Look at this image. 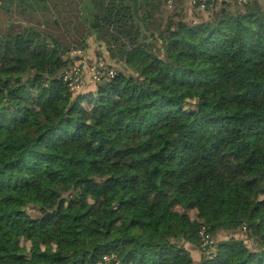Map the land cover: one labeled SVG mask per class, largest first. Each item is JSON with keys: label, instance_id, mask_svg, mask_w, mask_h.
<instances>
[{"label": "trees", "instance_id": "trees-1", "mask_svg": "<svg viewBox=\"0 0 264 264\" xmlns=\"http://www.w3.org/2000/svg\"><path fill=\"white\" fill-rule=\"evenodd\" d=\"M198 7L0 0V264H264V1ZM91 38L131 73L78 94Z\"/></svg>", "mask_w": 264, "mask_h": 264}, {"label": "rangeland", "instance_id": "rangeland-1", "mask_svg": "<svg viewBox=\"0 0 264 264\" xmlns=\"http://www.w3.org/2000/svg\"><path fill=\"white\" fill-rule=\"evenodd\" d=\"M161 1V8L159 11L156 12L155 18L158 20H161L163 25H166L169 21H178L180 19H183L185 21H192V20H198V11H196L191 5L192 0H160ZM264 1V0H263ZM200 16L202 17H208V13L201 11ZM91 48L85 53L82 54L76 53L75 50H72L68 57L74 59V63L78 62L80 59L81 61L87 60L89 64H94L98 61L107 62L111 67L115 68L121 73H125L126 75H129L131 71L123 65L120 61L111 60L108 53L105 51L104 48H98L97 42L95 38L90 39ZM12 45V44H11ZM1 55L4 54V49H0ZM76 54V55H75ZM80 62V61H79ZM78 62V63H79ZM108 65V66H109ZM97 85H94L92 83H87L84 89L80 91H76L79 93H89L91 91H94L96 89ZM27 211L32 214L33 216H39L40 212L35 207H30L27 209ZM192 219L196 218L197 212L196 211H188L187 212ZM247 239L246 233H239L237 235H225L222 234L218 237L217 242L214 244L213 249L210 251L205 250L203 247L194 246L191 244H186L187 247H189V250L191 252V255L195 259V262H200L204 257L212 258L216 255L217 252V246L221 241H230L232 239ZM25 247L29 248L31 247L30 242H24Z\"/></svg>", "mask_w": 264, "mask_h": 264}, {"label": "built area", "instance_id": "built-area-1", "mask_svg": "<svg viewBox=\"0 0 264 264\" xmlns=\"http://www.w3.org/2000/svg\"><path fill=\"white\" fill-rule=\"evenodd\" d=\"M247 0H239V2L245 3ZM208 2L211 6H218L223 2H230V0H192V7H196L199 4V11H206ZM76 53L82 54V51H76ZM76 55V54H75ZM83 59V58H82ZM74 63L71 69H68L65 73L64 79L72 90L80 91L84 89L87 83H92L94 85L106 83L120 76L121 72L115 68L108 66L106 62L98 61L94 64H89L87 60ZM204 235V234H203ZM203 248L207 251L213 249L214 242L210 239L208 235L204 236ZM109 258L106 257L105 261Z\"/></svg>", "mask_w": 264, "mask_h": 264}]
</instances>
